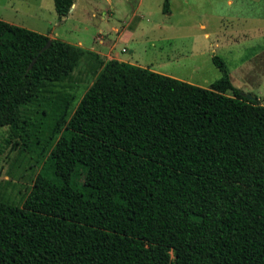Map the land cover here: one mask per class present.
Instances as JSON below:
<instances>
[{"label": "trees", "instance_id": "1", "mask_svg": "<svg viewBox=\"0 0 264 264\" xmlns=\"http://www.w3.org/2000/svg\"><path fill=\"white\" fill-rule=\"evenodd\" d=\"M85 53L0 20V128L40 164L0 200V264H264V106L218 56L202 88L90 52L74 110L43 96Z\"/></svg>", "mask_w": 264, "mask_h": 264}, {"label": "rangeland", "instance_id": "2", "mask_svg": "<svg viewBox=\"0 0 264 264\" xmlns=\"http://www.w3.org/2000/svg\"><path fill=\"white\" fill-rule=\"evenodd\" d=\"M73 4L60 18L53 0H0V20L71 45L81 42L87 51L71 75L50 85L43 96L73 95L74 110L95 78L91 71L97 61L90 54L114 45L115 54L130 64L202 88L221 77L211 61L218 56L229 77L247 90L244 94L264 103V81L257 77L264 72V0H170L166 14L163 0ZM121 34L131 38L124 42ZM39 169L9 127H1L0 200L21 205Z\"/></svg>", "mask_w": 264, "mask_h": 264}, {"label": "crops", "instance_id": "3", "mask_svg": "<svg viewBox=\"0 0 264 264\" xmlns=\"http://www.w3.org/2000/svg\"><path fill=\"white\" fill-rule=\"evenodd\" d=\"M72 6H75V4H73ZM71 10H72V7H71L70 11H71ZM70 11H69V12H70ZM130 38H131V35H125V34H123V35H122V34H121V35H118V39H123V40H125L124 42H127V40H129ZM99 44L102 45V46L104 45L103 42H102V40H99ZM75 46L82 47L81 42H78ZM92 52H94V53L100 55V58H101V56H102L103 58L106 57L107 60H109V59H116V60H118V61L126 62V61L120 59L119 56H118L117 54H115V51H114V45L109 46V47L106 48V49H102V51L96 50V51H92ZM105 52H106V54H103V53H105ZM127 63H129V62H127ZM140 67H141V66H140ZM235 71H238V70H235ZM235 71H234V72H235ZM238 72H239V71H238ZM255 75H256V74H255ZM256 76H257V75H256ZM257 77H258L259 80L263 79V81H264V72L261 70L260 74H259ZM230 78H231V77H230ZM237 78H238V77H237ZM231 82H232V85H233L234 87L240 89L243 93L247 91V90H245V89L243 88L242 85L237 84V83L235 82V79L233 80V78H231ZM239 83H240V82H239ZM255 98H256V97H255ZM257 100L261 103V105L264 106V103H262L259 99H257Z\"/></svg>", "mask_w": 264, "mask_h": 264}, {"label": "water", "instance_id": "4", "mask_svg": "<svg viewBox=\"0 0 264 264\" xmlns=\"http://www.w3.org/2000/svg\"><path fill=\"white\" fill-rule=\"evenodd\" d=\"M49 45V42L46 44V46L44 47V49ZM244 97L247 99H251V96H249L248 94H244Z\"/></svg>", "mask_w": 264, "mask_h": 264}, {"label": "bare ground", "instance_id": "5", "mask_svg": "<svg viewBox=\"0 0 264 264\" xmlns=\"http://www.w3.org/2000/svg\"><path fill=\"white\" fill-rule=\"evenodd\" d=\"M73 7V6H72Z\"/></svg>", "mask_w": 264, "mask_h": 264}]
</instances>
